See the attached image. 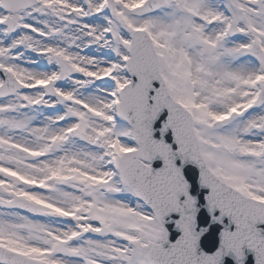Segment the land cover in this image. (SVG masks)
<instances>
[{
    "label": "snow or ice",
    "instance_id": "6c2138e0",
    "mask_svg": "<svg viewBox=\"0 0 264 264\" xmlns=\"http://www.w3.org/2000/svg\"><path fill=\"white\" fill-rule=\"evenodd\" d=\"M246 250L264 264V0H0V264Z\"/></svg>",
    "mask_w": 264,
    "mask_h": 264
}]
</instances>
